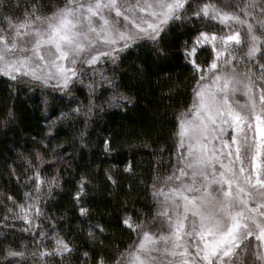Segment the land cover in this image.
I'll return each instance as SVG.
<instances>
[{
    "label": "snow or ice",
    "instance_id": "1",
    "mask_svg": "<svg viewBox=\"0 0 264 264\" xmlns=\"http://www.w3.org/2000/svg\"><path fill=\"white\" fill-rule=\"evenodd\" d=\"M25 3L27 7L15 15L20 0H0V75L45 85L54 81L52 86L61 90L74 78L79 80L85 66L92 67L95 76L100 61L116 63L120 53L138 42H157L169 23L181 19L191 6L190 0H65L62 7L43 15L40 0ZM233 7L234 11H226L209 0L192 12L195 18L217 22L226 34L219 36L221 50L215 33L201 32L186 52L193 57L190 63L198 79L192 105L177 118V146L183 151L176 153L168 175L154 178L160 184L152 185L160 209L154 217L156 231L145 230L144 223L135 225L139 243L121 253L129 257V264H264V63L257 61L258 75L251 67L240 70L243 60L264 55L260 47L264 0H236ZM237 29H246L243 38ZM202 44H210L213 53L206 68L195 60ZM242 44H247L245 55L233 56ZM99 75L102 82L111 83ZM238 92L246 97L245 103L230 99ZM32 172L25 183L34 182L36 196L24 195L33 203L16 205L19 219L28 225L23 232H35L39 226L32 220L43 216L39 202L44 181L38 168L32 167ZM55 182L56 178L48 182L49 192ZM122 223L134 226L131 217ZM39 235L46 234L40 230ZM249 238L258 242L252 252ZM54 242L51 252L32 255L71 251L63 239ZM5 256L23 258L25 253L6 249ZM97 264H104V258Z\"/></svg>",
    "mask_w": 264,
    "mask_h": 264
},
{
    "label": "trees",
    "instance_id": "2",
    "mask_svg": "<svg viewBox=\"0 0 264 264\" xmlns=\"http://www.w3.org/2000/svg\"><path fill=\"white\" fill-rule=\"evenodd\" d=\"M40 2L45 5L42 14L48 15L65 0ZM207 2L190 0L182 18L171 21L157 42H138L116 63L102 60L95 76L85 66L66 89L0 75V264H97L100 257L104 264H127L129 257L121 253L134 250L141 235L122 221L131 217L135 225L144 223L145 230L155 228L160 209L152 185L160 184L154 178L168 175L182 151L177 118L192 105L198 79L186 52L201 32L224 30L209 18L192 16ZM211 3L234 11L236 0ZM20 5L15 15L27 7L25 0ZM257 35H262L259 30ZM260 47L264 51V43ZM212 56L211 45H201L195 60L205 68ZM99 73L111 83L102 82ZM32 167L44 181L39 202L43 216L33 218L39 226L35 232H23L28 225L19 219L16 205L33 203L25 193L36 196L34 182L25 183ZM54 238L66 241L71 251L32 255L51 252ZM6 249L25 256L6 257Z\"/></svg>",
    "mask_w": 264,
    "mask_h": 264
},
{
    "label": "rangeland",
    "instance_id": "3",
    "mask_svg": "<svg viewBox=\"0 0 264 264\" xmlns=\"http://www.w3.org/2000/svg\"><path fill=\"white\" fill-rule=\"evenodd\" d=\"M237 30H239L241 32V36L243 38L246 29H237ZM209 34H211V33H209ZM215 34L217 35V38H218L217 41L215 42L217 44V49L221 50L220 42H219V36L222 35V34H226V30L224 29L223 31H220V32L215 33ZM256 34H257V32H256ZM202 45H204V44H202ZM208 45H210V44H208ZM191 49L188 50L187 52H190ZM246 51H247V44H242L238 49H236L232 53V55L233 56H237V57H243L245 55ZM192 59H193V57L191 55H189V61H191ZM107 60H109V59H105L104 61H107ZM257 61L259 63H262L261 62V54L260 53H257L256 56L252 60H247V59L243 60L242 65L240 67V70L242 71L244 69V67H251L253 72L258 75L259 73L257 71V68H258ZM233 63H236V61H234ZM87 67H90V66H87ZM74 80H75V78H74ZM53 83H55V82L53 81L49 85H52ZM230 99H234L235 101H238L240 104H243V103H245L246 97L242 93L238 92L234 97H230ZM117 100H118V102H120L119 98ZM228 131L231 132L230 129ZM181 150L183 151V149H181ZM133 225L134 226L132 228H136L135 224H133ZM148 231L153 232L155 234L156 229L155 228L154 229H149ZM249 241H250V243L248 245V249H249V252H252V251L255 250L253 248V245H256L258 242L255 240V238H249ZM55 247H56V245L53 247V249ZM261 250L264 251V249H261ZM249 256H251V255H249ZM251 259H254V258L251 256ZM127 264H129V261L127 262ZM256 264H258V262Z\"/></svg>",
    "mask_w": 264,
    "mask_h": 264
}]
</instances>
